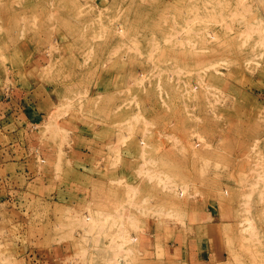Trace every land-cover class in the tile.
I'll return each instance as SVG.
<instances>
[{
	"label": "rangeland",
	"instance_id": "rangeland-1",
	"mask_svg": "<svg viewBox=\"0 0 264 264\" xmlns=\"http://www.w3.org/2000/svg\"><path fill=\"white\" fill-rule=\"evenodd\" d=\"M113 261L264 264V0H0V264Z\"/></svg>",
	"mask_w": 264,
	"mask_h": 264
},
{
	"label": "crops",
	"instance_id": "crops-1",
	"mask_svg": "<svg viewBox=\"0 0 264 264\" xmlns=\"http://www.w3.org/2000/svg\"><path fill=\"white\" fill-rule=\"evenodd\" d=\"M12 102H15L17 104L16 105L17 107H20L18 105L17 100L15 101V98ZM87 139L88 137L84 134V135H78L75 138V140L72 141V144H71L72 146L70 147V149L67 150V153L64 159L65 170L69 172L68 176L66 175L65 178H67V183L70 186L69 188H67L65 184V186L60 188V190L58 189L53 192V195H55L57 198H58L57 195L64 196L63 201L65 203H67L69 199H72V200L76 199L74 204L80 210L82 209L83 206L85 207L83 203H80L81 197L83 196L86 197L87 193L92 192L93 190L92 188L94 185H102V184L107 185L108 183L112 181L113 178L117 176V175H114V172L110 170L104 172V174L101 173L102 174L101 176L98 175L100 174V171L103 172L101 168L103 166L102 164L104 163L103 162L104 159L97 158L95 160V157L93 156V154L96 153V150L91 151L92 149L86 145ZM90 139L91 138H89V140ZM94 146L98 147L99 143L96 141ZM98 167L100 169H98ZM45 177H48V175H45ZM53 177L55 178V175H53ZM75 179H78V181H75ZM69 204H72V203H69ZM173 241H174L173 242L174 244L179 245L176 238H174ZM191 241L192 243L195 242L193 240ZM154 246L156 248V244ZM156 249L154 250L155 252H156ZM197 253L198 252L196 253L193 252V254L191 255L195 258L194 260H198V262L205 261V260L207 261V260L212 259V255H203V256L201 255V257H198Z\"/></svg>",
	"mask_w": 264,
	"mask_h": 264
},
{
	"label": "bare ground",
	"instance_id": "bare-ground-1",
	"mask_svg": "<svg viewBox=\"0 0 264 264\" xmlns=\"http://www.w3.org/2000/svg\"><path fill=\"white\" fill-rule=\"evenodd\" d=\"M214 36H215V35H214ZM88 215H89V214H88ZM86 221H88L87 218H86ZM81 222H82V221H81ZM90 223H91V222H90ZM91 224H92V223H91ZM84 225H85V223H84ZM137 240H138V239L136 238L135 241L137 242ZM120 263H121V262H120ZM120 263L118 262L117 264H120ZM112 264H114V261L112 262Z\"/></svg>",
	"mask_w": 264,
	"mask_h": 264
}]
</instances>
